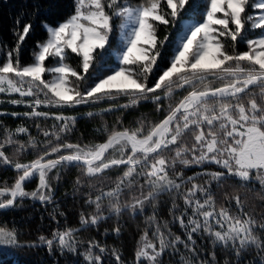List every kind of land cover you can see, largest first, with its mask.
<instances>
[{
    "label": "snow or ice",
    "instance_id": "snow-or-ice-1",
    "mask_svg": "<svg viewBox=\"0 0 264 264\" xmlns=\"http://www.w3.org/2000/svg\"><path fill=\"white\" fill-rule=\"evenodd\" d=\"M161 2L73 0L74 10L66 19L55 26L43 23L47 38L37 41L29 64H21L19 49L34 21L25 22L22 31L14 29L18 42L0 63V94L18 95L20 99L8 102L31 109L22 114L11 113L13 117L53 118L60 123L53 125L52 130L36 124L46 139L39 142L43 145L41 152L30 162H14L0 150V166H11L20 173L11 187H0V211L22 207L25 199L51 203L54 190L50 174L55 172L59 180L60 170L65 167L80 168L85 179L77 176V188L87 182L99 195L86 201L94 205L95 211L87 216L81 212L80 228L54 229L51 238L40 235L37 243L20 242L18 229L5 230L0 226V246L45 247L52 256L56 245L61 256L82 255L85 264H107L93 251L105 253V246L95 238L78 240L76 234L106 219L105 207L115 215L129 208L142 212L146 205L155 209L160 197L168 194L171 221L158 220L155 211L148 217V227L134 252L136 264H163L166 252L178 255L179 264H220L217 248L230 253L223 264H264V222H258L254 214L246 211L245 201L238 193L229 197L225 191L228 204L217 210L213 191L230 187L229 180L248 187L253 178L264 189V0H165L169 12L161 11ZM32 7V13L24 15L38 19L43 5ZM181 13L185 19L177 31L170 66L161 70L149 86V77L158 68L162 49L169 40L168 35L163 39L157 35L159 25H169L170 15L175 27ZM116 19L120 23L114 54L119 65L112 68L106 59L113 55L109 50L110 36ZM15 24L17 28L21 25L19 17ZM256 30H261V34L250 36ZM238 43L245 44L247 50L238 52ZM5 47L0 46V52ZM73 54L79 57L76 67L68 62ZM49 59L55 60L53 66L46 65ZM180 90L186 94L176 101ZM121 96L128 103L119 107H135L150 100L156 112L164 113L163 118L152 122L141 117L135 127H105L102 131L107 137L103 142L81 144L67 142L62 136L71 132L75 117L38 111L42 106L75 107ZM28 132L23 126L15 130L4 128L0 149L5 144L16 145L15 152L19 154L37 148L34 136L28 135L27 143L15 138ZM206 164L217 165L221 170L202 168L185 178L183 168ZM178 165L182 166L180 171H176ZM121 166L122 174L113 181L108 171ZM170 172L174 175L170 176ZM32 180L37 181L36 188L27 191L26 184ZM92 180L101 186L105 182L114 186L104 191ZM125 193L131 199L121 202ZM6 195L10 198L3 199ZM178 200L183 201V207ZM52 219L55 221L56 216ZM261 220L264 221V214ZM176 223L183 238L172 231ZM113 231L120 233L119 228ZM197 236L202 241L206 238L212 247L206 257L197 251ZM80 245H86L82 254ZM111 255L115 264H124L116 249L111 250ZM53 264L59 261L54 260Z\"/></svg>",
    "mask_w": 264,
    "mask_h": 264
},
{
    "label": "trees",
    "instance_id": "trees-1",
    "mask_svg": "<svg viewBox=\"0 0 264 264\" xmlns=\"http://www.w3.org/2000/svg\"><path fill=\"white\" fill-rule=\"evenodd\" d=\"M138 0H132V3H137ZM40 3L43 5L41 12L43 13L38 19L33 18L31 15L25 16L24 13L31 14L33 11V5ZM74 10L73 0H0V46H6L4 52H0V63L6 58L5 53L8 50L15 48L18 42V35L14 34V29L22 31L23 24L29 19L34 21V27L30 33L26 36L19 49V58L21 64H29L33 61V52L37 50V41H42L47 37V33L43 28V23L47 22L55 26L58 22L66 19ZM161 11L169 12L167 9L165 0L161 2ZM21 19V25L17 28L15 21L17 18ZM170 21L169 25H159L157 35L163 39L165 35L169 36V40L166 42L162 49V57L158 60V68L154 69V74L149 77V86H151L155 79L161 74V70L165 69L169 65L171 55L176 46L177 31L180 26L181 19L184 18V13H181L180 17L176 21L174 27L171 23V16L167 17ZM115 20V27L112 35L110 36V51L113 55L106 59V63L112 68L119 65V62L114 54V50L117 47V22ZM247 27V26H246ZM261 34V30H256L254 33H250V36ZM236 50L246 51L247 47L243 43L236 45ZM231 51V48H229ZM69 63L76 67L79 64V57L74 54L69 57ZM55 60H47V64H53ZM102 64L105 61L101 62ZM82 71L81 69H77ZM92 70H90L91 72ZM47 77V76H46ZM75 78H73L74 80ZM91 82V81H89ZM218 86V84L216 85ZM83 87V85H82ZM186 92L180 90L175 98L178 101L182 95ZM162 94V93H161ZM126 97H118L115 100H103L98 103L81 104L75 107L66 108H46L41 107L38 111L50 112V113H62L67 117H75V124L72 126V130L69 133L62 134L67 142L71 143H88L95 144L100 143L107 136L102 130L107 127L111 129L115 126L117 129L122 127H135L136 121L141 117H145L146 120L152 122H158L164 113H158L155 110V104L150 100L143 101L138 106L121 108L120 105L127 104ZM168 101H164L165 108H167ZM111 108V111H104ZM31 109L21 105L11 107L8 111L0 112L6 113L0 115V143H3L5 138L4 128L15 130L18 126L26 127L28 134H19L15 138L27 143L28 135L34 136L38 141L37 148H28L26 151H22L16 154V145H4L3 150L5 154L14 162L19 160L21 163H27L34 160L37 155L40 154L43 145L39 142L44 141L46 138L42 135L40 129H37L36 124L41 126V129L52 130L53 125H59L60 122L53 118L45 119L44 117H26L18 115L13 117L11 113H25ZM92 112L93 116H88L87 113ZM117 120L120 123H117ZM99 130V131H98ZM63 142V141H61ZM202 168L209 170H221L217 165L206 164L201 167L192 166L189 168H183L185 178L198 173ZM182 166H177L176 171H180ZM124 170V166L119 169L109 170L107 175L114 181L118 175H121ZM59 180L55 178V172L50 174V183L53 187V199L51 203H40L38 200L25 199L22 207H17L13 210L0 211V226L5 230H11L13 228L19 231L20 242H37L40 235H44L46 238H51L54 229L65 230L69 227L73 229L80 228V214L84 212L88 214L95 211L94 205L90 206L86 203L89 197L95 198L99 195V191L94 188H89L87 182L83 185H75L77 176H81V169L77 167H65L60 170ZM20 173L16 172L11 166H0V187H11L14 180ZM174 175L170 172V176ZM93 184H97L98 187H102L104 191H108L109 188L114 185L105 182L102 186L99 185L97 180H92ZM37 181L32 180L26 184V190L32 191L36 188ZM225 189L213 188L216 196L217 210L221 205L227 206L228 202L225 200L224 192L227 191L229 197L236 195L241 196V199L245 201L246 211L254 214V218L258 222H264L261 220V214H264V189L259 187L258 182L253 178L248 187H241L235 180H229ZM190 186V185H189ZM6 195L3 199H6ZM131 195L125 193L121 197V202L130 200ZM181 207H183V201H177ZM105 206L107 205V199L104 200ZM171 206V199L168 194H164L160 197L157 207L154 209L150 205H146L144 211L134 212L132 209L122 211L120 215H115L107 211L105 207L104 215L106 219L101 220L96 226L89 227L86 230H82L76 234L78 240L87 241L95 238L102 246L107 249L105 253H99L98 249H94V254L101 255L102 259L107 261V264H115L114 257L111 255V250L116 249L121 254V259L124 264H136L134 258V252L137 247V241L143 234L146 227H148V217L155 211L157 219L160 221H171L169 215V208ZM231 209L235 210L234 201L231 204ZM65 215L60 216L59 213ZM56 216V220L52 219V216ZM119 228L120 233L117 235L113 229ZM149 237L152 238V229L149 228ZM172 231L176 235L184 237V233L179 224L172 225ZM197 251L206 257L207 253L212 251L211 245L205 238L203 241L200 236L196 237ZM86 245L79 246V252L82 254L85 251ZM181 252H184L181 248ZM54 255L50 256L45 247H38L35 249H14L9 247L0 246V264H53L54 260H58L59 264H85L82 255H59L57 246H53ZM217 260L220 264H223V260L230 256V253L225 252L221 248L216 249ZM163 264H179L178 255H169L167 252L163 257Z\"/></svg>",
    "mask_w": 264,
    "mask_h": 264
},
{
    "label": "rangeland",
    "instance_id": "rangeland-1",
    "mask_svg": "<svg viewBox=\"0 0 264 264\" xmlns=\"http://www.w3.org/2000/svg\"><path fill=\"white\" fill-rule=\"evenodd\" d=\"M184 19H185V17L184 18H182L181 19V21H184ZM200 19H202V17L200 18ZM119 23H120V21H118L117 22V24L119 25ZM118 28V27H117ZM260 35V34H259ZM47 38V37H46ZM45 38V39H46ZM117 38H119V28L117 29ZM44 39V40H45ZM44 40H42L41 42H43ZM46 63V65L47 66H53L54 65V63L53 64H47V61L45 62ZM118 66V65H117ZM117 66H115V67H117ZM170 65H168L167 67H169ZM114 67V68H115ZM166 67V68H167ZM165 68V69H166ZM46 78H50V77H46ZM11 99H20V97L18 96V95H13V96H7V95H5V94H0V101H2V102H0V110H2V111H8L11 107L13 108V107H16V105H13V104H11V103H9L8 101L9 100H11ZM25 100H27V99H31V98H28V97H25L24 98ZM21 106H24V107H27L26 105H24V104H20ZM40 109V108H39Z\"/></svg>",
    "mask_w": 264,
    "mask_h": 264
},
{
    "label": "water",
    "instance_id": "water-1",
    "mask_svg": "<svg viewBox=\"0 0 264 264\" xmlns=\"http://www.w3.org/2000/svg\"><path fill=\"white\" fill-rule=\"evenodd\" d=\"M185 94H186V93H185ZM162 118H163V116L160 118V120H161ZM106 137H107V136H106ZM106 137L103 139V141L106 139ZM103 141H102V142H103ZM7 198H10V196H8ZM7 198H6V199H7Z\"/></svg>",
    "mask_w": 264,
    "mask_h": 264
}]
</instances>
